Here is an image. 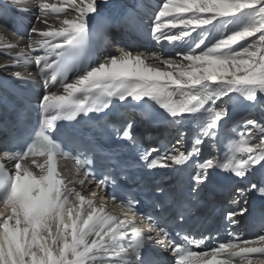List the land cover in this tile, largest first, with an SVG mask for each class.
<instances>
[{
    "label": "snow or ice",
    "instance_id": "obj_1",
    "mask_svg": "<svg viewBox=\"0 0 264 264\" xmlns=\"http://www.w3.org/2000/svg\"><path fill=\"white\" fill-rule=\"evenodd\" d=\"M34 5L39 10L36 19L46 27H31L29 35L37 39L11 59L13 65H27L34 56L44 89L37 96L36 125L22 127L0 143V264H162L161 250L173 254L174 264H264V243L249 246L264 242V235L253 241L229 231L226 241L214 245L208 243L211 235L173 239V224L177 218L185 221L194 195L171 220L155 213L160 205L139 212L134 197L113 195L122 213L117 215L103 202L96 204V193L86 197L75 187L84 180L66 181L57 165L63 156L75 159L77 171L86 166L65 150L64 129L81 116L111 109L116 100L159 107L169 123L193 127L191 151L173 147L153 158L151 153L158 150L151 149L141 156L148 168L169 166L167 161L185 165L201 153L203 138L219 141L234 100L258 107L264 116V0H162L149 31L158 44L167 41L175 51L134 54L120 47L118 55L100 47L104 18L93 22L98 0H34ZM69 9L76 13L71 19L66 16ZM3 11L0 6V15ZM60 14L65 18L59 27L49 24L48 17ZM113 42H118L115 36ZM14 47L18 45L0 44ZM73 73L76 79L69 83ZM14 76L35 83L20 72ZM57 86L62 92L52 91ZM134 124L124 115L105 127L112 126L118 137L135 143ZM245 128L226 133L223 156L197 162V185L208 181L210 169L240 180L249 179L258 167L264 169V120H246ZM21 139L26 147L16 150ZM108 182L105 176L97 183ZM250 191L264 197V181L236 187L230 203L244 199L246 204ZM247 212L246 207L229 210L224 219L236 225L237 217ZM253 220L264 231V207ZM200 248L204 250H196Z\"/></svg>",
    "mask_w": 264,
    "mask_h": 264
},
{
    "label": "bare ground",
    "instance_id": "obj_2",
    "mask_svg": "<svg viewBox=\"0 0 264 264\" xmlns=\"http://www.w3.org/2000/svg\"><path fill=\"white\" fill-rule=\"evenodd\" d=\"M49 3H56L57 0H48ZM162 3V0H98V13L94 17L93 22L97 18V16L106 14L110 11L112 12H120V9L126 5L128 12L134 13L137 17L145 23L148 27H150L151 19L153 18V14L155 11L158 10V6ZM0 6L5 8H10L17 14L24 17L30 24L31 27L35 26L37 29H44L46 25L41 21H38L36 17L39 15V10L34 5V0H0ZM19 9V10H17ZM76 15L75 11L69 9L66 16L67 18L71 19ZM65 18V14H60L57 18L56 15H52L48 17L49 24H52L56 27L60 26V22ZM29 29V32H30ZM150 41L143 45L140 48L135 49L133 52L134 54L137 52L140 53H148L151 51H162V52H174L175 49L171 47V45L167 41H162L161 43H157L155 40L152 39L151 34ZM37 37L35 35H29L23 37H16L12 35L9 31L4 29L0 25V44L4 43H13L17 44L18 47H14L11 49H4L0 48V74L6 77H13L14 73L20 72L22 76H27L31 72L32 67H29V63L27 65H13L12 57L15 53L19 52L21 47L26 46L30 40H35ZM34 60V56L33 59ZM76 79V78H75ZM75 79H72L69 83L73 82ZM57 92H62V89H59ZM254 110L257 112L259 109L258 107H253ZM260 113V110H259ZM249 119L251 117V113L245 114ZM245 119V118H244ZM247 120V119H246ZM237 125V123H233L231 126L235 127L239 132L244 131V123ZM242 129V130H241Z\"/></svg>",
    "mask_w": 264,
    "mask_h": 264
},
{
    "label": "rangeland",
    "instance_id": "obj_3",
    "mask_svg": "<svg viewBox=\"0 0 264 264\" xmlns=\"http://www.w3.org/2000/svg\"><path fill=\"white\" fill-rule=\"evenodd\" d=\"M252 111H251L252 116L249 118L256 119V120H264V116L261 115V112L259 113V110L257 112H255L256 110H254V113ZM246 119L248 120V118H246ZM242 129H245L244 131H247V129L245 128V123H244V128H242Z\"/></svg>",
    "mask_w": 264,
    "mask_h": 264
}]
</instances>
